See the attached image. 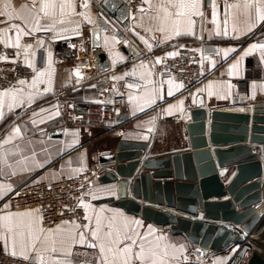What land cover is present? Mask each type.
<instances>
[{
  "label": "crops",
  "instance_id": "obj_1",
  "mask_svg": "<svg viewBox=\"0 0 264 264\" xmlns=\"http://www.w3.org/2000/svg\"><path fill=\"white\" fill-rule=\"evenodd\" d=\"M100 1L70 0L72 6L65 7L63 13L57 7L55 10L48 9L49 16L45 17L44 12L40 10L41 0H36L35 8L32 7L33 0H0V13H4L0 14V45L13 49L15 55L20 56L28 66L31 65L29 67L32 70V78L24 84L17 83L0 89V93L12 90L10 95H0V111L5 114L4 118L0 119V168L2 177L6 179L0 180V186H3L0 188V200L21 181L31 179L51 182L60 175L73 176L85 169H91L96 165L97 157L102 153L111 152L121 139L141 143L151 140L149 156L188 150L185 124L190 123V120H187L186 116L189 109L195 106L197 95L203 97L205 107L211 111L252 109L256 105L264 104V49L257 48L251 54L244 55L250 45L264 44V21L257 22L255 7L246 8V0L223 6H217L212 0H200L197 12L202 15H191L190 10H183L185 15L179 18L175 13L180 10L171 7L169 0H142L138 11L128 16L124 24L119 25L113 19L109 22L106 20L108 24L117 26L123 32V37L117 38L110 31H101V51L107 55L110 63L108 72L97 73L94 51L93 55L87 58L55 65L53 43H63V53L71 41L95 26L96 5ZM55 2L59 4L64 0ZM84 4H87V7ZM229 5L232 7H228ZM165 9L171 15H167ZM189 17L193 21L195 17L200 19L198 39H193V34H176L177 31H188ZM37 21L40 30H37ZM13 26H19L24 33H30L19 34V46L18 33ZM49 26L51 30H44ZM249 27L251 31L248 30ZM225 29L226 36L223 34ZM255 33L258 34L253 37ZM200 43H215L218 50L235 48L237 51L230 53L227 58L223 52L219 55H204V69L207 75L188 92L184 91L183 87L177 88V85H180L177 82L171 80L173 83L170 85V80L163 81L159 70L160 62L156 61L161 60L163 56H169V53H176L178 47L183 44L198 46ZM122 45L127 48L134 47L138 53L129 58L120 49ZM40 51L44 59L41 65L38 63ZM237 61L239 64L233 69L232 65L237 64ZM249 68L253 69V78L246 94L239 96L234 83L237 79L249 75ZM40 73L44 75L41 76ZM33 80L36 81L35 85ZM124 82L126 84L123 85ZM99 83H103V86L98 87ZM135 83H140L141 88L135 89ZM170 87L173 95L168 94ZM115 94L125 97L129 121L121 125L114 124L108 131L96 118H92L91 123L85 126L66 120L65 107L69 101H109ZM13 96L20 103L16 104ZM236 96L243 98L244 102L235 105L233 99ZM10 103L14 104L11 110L8 107ZM170 106L177 107H173L170 113ZM42 109L47 111L42 112ZM33 120L36 121L35 124ZM204 121L211 123V119ZM56 127L63 129L60 138L48 135V131ZM16 128L20 129L19 135H14L13 130ZM10 135L13 136L11 142L3 143ZM105 140L109 144L103 147ZM209 147L213 153V149L225 146H213L207 139L205 148ZM218 169L222 171L221 168ZM235 172V167L227 168L225 174L220 173L222 181L225 184L229 182ZM18 176L21 180L17 179ZM116 198L115 183H100L96 180L91 202L85 207L87 219L84 218L82 222H62L44 229L43 232L39 231L42 227L39 212H35V208H0V217L13 214L10 221L0 219V237L15 236V250L19 253V233H23L26 245L35 244L34 250L31 247L27 249L32 258L28 260L31 263L37 259L38 252L43 257L44 264H55L57 261L61 264H102L99 245L103 243L105 248H115L116 245L110 241L117 238V233L121 238L127 234L137 241L133 246L134 251H139L138 246L142 243L146 252L150 250L155 253L152 259H155L157 264H178L181 254L191 246L186 237L172 233L169 228H159L120 207L112 206L110 203ZM226 199H229L228 195L220 201ZM204 201L217 200L209 198ZM23 212H31L32 215H14ZM97 219L100 221L99 240L91 235L97 228ZM110 221L111 238L106 236ZM133 221H138L139 226L132 223ZM126 222L132 231L126 230ZM29 225L33 237L38 236V240L29 237ZM9 227L12 228V233L8 232ZM0 242L5 249L4 240L0 239ZM90 244L97 246L89 247ZM52 247L56 248L55 252L51 251ZM77 247L94 249L98 257L90 262L77 258L72 254ZM5 251L10 254L11 249ZM107 255L109 260L113 259L111 253ZM228 259L226 257V262ZM133 264H140V261L134 260ZM148 264H151V260Z\"/></svg>",
  "mask_w": 264,
  "mask_h": 264
},
{
  "label": "water",
  "instance_id": "obj_2",
  "mask_svg": "<svg viewBox=\"0 0 264 264\" xmlns=\"http://www.w3.org/2000/svg\"><path fill=\"white\" fill-rule=\"evenodd\" d=\"M110 19L119 25L128 20L121 0H101L96 5V25L89 32L97 73L110 70L109 59L101 51V31L123 37L122 31L107 23ZM120 49L129 58L138 53L134 47L122 45ZM217 50L215 43H205L202 48L204 55H215ZM63 54L69 55V50ZM102 86L99 83L98 87ZM243 102L238 96L233 99L235 105ZM186 118L190 120L185 124L188 150L149 156L151 140L121 139L111 152L97 157L94 167L105 168L97 180L115 183L117 198L112 206L183 234L196 246L199 256L207 248L219 250L231 243H247L251 254L246 264H264V104L211 111L197 95ZM127 121V112L114 116L117 125ZM62 132V127H56L48 135L60 138ZM207 139L213 146L225 147L212 153L211 147L205 148ZM230 167L236 172L225 184L220 173L225 174ZM226 195L229 199L220 201ZM209 198L217 201H204Z\"/></svg>",
  "mask_w": 264,
  "mask_h": 264
},
{
  "label": "built area",
  "instance_id": "obj_3",
  "mask_svg": "<svg viewBox=\"0 0 264 264\" xmlns=\"http://www.w3.org/2000/svg\"><path fill=\"white\" fill-rule=\"evenodd\" d=\"M128 12V16L136 13L142 3V0H121ZM217 6H223L239 0H212ZM193 39H198L200 35V19L194 18ZM260 30V29H259ZM260 33V32H258ZM258 33H255V37ZM264 41V37H262ZM91 37L89 31L81 37L71 41L66 46L69 55H64L63 43L54 42L53 49L55 52L54 64L60 65L65 62H72L77 59L87 58L93 55L91 47ZM203 44L200 46L178 47L175 56H163L160 60V74L165 80H172L183 85L184 91H190L194 85L199 83L206 75L204 69V54L202 52ZM43 53H38V63L43 64ZM253 69L249 68L246 76L237 79L234 83L237 95H245L250 81L253 78ZM32 78V70L23 61L20 56L15 55L13 49L0 45V89L10 87L19 83L21 80L28 81ZM126 82L123 83V85ZM135 89H140V83L134 84ZM127 110L125 97L115 95L110 102L103 101H72L66 107V116L69 121L84 123L85 120L96 118L104 126L113 125V117L117 113H124ZM173 120V118H171ZM259 153V148H255ZM104 170L100 167L85 169L74 176H59L52 182L37 180H24L0 200V208L8 209H39L40 224L43 229H49L62 222H82L85 218V205L91 202L94 182L103 174ZM18 180L21 178L18 176ZM0 180L2 177L0 168ZM161 228V225H157ZM164 228H169L163 225ZM196 246L186 249L179 259V264H211L214 257L229 254L230 260L227 264H246L251 248L247 243L230 244L226 248L219 250L207 248L204 249L203 255L199 256ZM231 249V250H230ZM79 256L82 260L93 261L98 257L94 249L87 247L77 248L72 253ZM0 264H33L21 257L8 254L0 242Z\"/></svg>",
  "mask_w": 264,
  "mask_h": 264
},
{
  "label": "snow or ice",
  "instance_id": "obj_4",
  "mask_svg": "<svg viewBox=\"0 0 264 264\" xmlns=\"http://www.w3.org/2000/svg\"><path fill=\"white\" fill-rule=\"evenodd\" d=\"M145 2H147V0H145ZM169 3L171 5V7L177 8V9L180 10V11H177L175 13L177 18L185 15V12L183 10H190L191 15H196V14L202 15V13H198L197 12L198 7L200 6V0H190V2H185V0H169ZM71 6L72 5H71L70 0H64V2H61L59 4H57L55 2V0H41V2H40V10L44 12V16L45 17L49 16L48 9L55 10L57 7H59L60 10H61V13H63V10H64L65 7H71ZM84 6L87 7V4H84ZM262 6H264V0H246V3H245V7L246 8L255 7L256 16H257V22L264 21V11H262ZM32 7L33 8L36 7V0H33ZM228 7H232V5H229ZM213 9H214L213 10V17L215 18L216 11H215V5L214 4H213ZM165 11H166L167 15H171V13H167V9H165ZM0 14H4V13H0ZM62 22L63 21H61V23ZM176 22H177V24H179V19H177ZM194 23H195V21H193L189 17V19L187 20L188 31H186L184 33H181L179 31H177L176 34L177 35L194 34V33H192V26L194 25ZM225 24H227V21H225ZM13 27L16 28L17 33H18V35H17V46H19V34L20 33H24V30L19 28V26H13ZM37 30H40L39 21H37ZM44 30H46V31L51 30V27L50 26L49 27H45ZM161 30H163V29H161ZM248 30L251 31V27H249ZM24 34H30V33H24ZM223 34L225 36L227 35V29H225ZM141 39H143V37H141ZM149 48H151V45H149ZM257 48L264 49V44H252V45H250L249 48L244 52V55L247 56V55L251 54ZM236 51H237V49H235V48H228V49L217 50V54L219 55L220 52H223L224 57L227 58L230 53H233V52H236ZM49 55H51V54L49 53ZM168 55L169 56H175V55H178V53L174 52V53H169ZM241 59H243V57H241ZM156 62L159 63L160 59H158ZM238 64H239V61H237V64L232 65V68L235 69ZM29 66H31V65H29ZM40 75L42 76V75H44V73H40ZM19 83L20 84H24L25 81L21 80ZM32 83H33V85H35L36 81L33 80ZM168 83L171 85L173 82L170 80V81H168ZM129 87H132V85H129ZM182 87H183L182 84L177 85V88H182ZM45 91H47V89H45ZM11 92H12V90L9 89V90H7L4 93H0V95H10ZM168 94L169 95H173L171 87L168 90ZM12 99H13V101H16L15 96H13ZM18 103H20V102L16 101V104H18ZM180 103L182 105V102H180ZM13 106H14V104L10 103L9 106H8L9 110H11V108ZM173 107H177V106H170V108L168 110L170 113H171V110H172ZM41 111L44 112V111H47V110L42 109ZM56 114H58V112ZM4 115L5 114L3 113V111H0V119H3ZM34 115H39V114H35L34 113ZM32 122H33V124L36 123L35 120H33ZM41 122H43V121H41ZM13 132H14V135H19L20 129L16 128V129L13 130ZM12 139H13V136L10 135L6 140L3 141V143L7 144V143L11 142ZM2 187L3 186H0V188H2ZM9 190H10V188H9ZM85 207H87V205H85ZM34 211L35 212H39V209H36ZM12 215L13 214L5 215L4 217H0V219H3L5 221H10L11 218H12ZM14 215L23 217V216H30V215H32V213L31 212H23V213H17V214H14ZM85 219H87V217H85ZM132 223H134L137 226H139V222L138 221H133ZM99 224H100V221H99V219H97V228H96V230H93L92 233H91V235L97 240L100 239L99 236H98ZM108 227H109V232L106 233V236L111 238V236H112V231H111L112 222L111 221L109 222ZM125 227H126V230L132 231V229L128 228L127 222L125 224ZM39 231L43 232L44 229L40 228ZM49 231H51V230H49ZM8 232L12 233V228L11 227L8 228ZM28 235L32 239H35V240L39 239L38 236L33 237L31 225L28 226ZM19 236L21 237V239L19 241V247H20L19 253H17L16 250H15L16 246H17V240H16L15 236L6 235L4 237H0V239L4 240V245H5V249L6 250L9 249V248L11 249V252H10L11 255H13V256L19 255L24 260L32 259L29 256L27 249L29 247H31L34 250L35 249V244L33 243V244L26 245L24 243V240H23V233H19ZM83 239H84V236L81 233V240H83ZM125 241H130L131 243H125ZM110 242L114 243L116 245V247L115 248H113V247L105 248L103 243H101L99 245L100 252L102 253V257H101L102 264H133L134 260L140 261V264H148L149 260H151V264H157V261L155 259H152V257L155 256V253L151 252L150 250L146 252V250L144 248V245L142 243L139 244V246H138L139 247V251H134V247L133 246H135L137 244V241L135 239H133V237L130 236V235L126 234V235L123 236V238H121L119 236V233H117V238L114 241H110ZM120 245H123V247H120ZM88 246L89 247H96L97 245L90 244ZM51 251L55 252L56 248L52 247ZM107 253H111L112 254V256H113L112 260H109ZM33 264H44V259H43L42 256L39 255L38 252H37V259L33 261ZM55 264H61V262L57 261V262H55ZM161 264H162V262H161Z\"/></svg>",
  "mask_w": 264,
  "mask_h": 264
},
{
  "label": "rangeland",
  "instance_id": "obj_5",
  "mask_svg": "<svg viewBox=\"0 0 264 264\" xmlns=\"http://www.w3.org/2000/svg\"><path fill=\"white\" fill-rule=\"evenodd\" d=\"M114 29H117V30H120L117 26H114ZM90 30V29H89ZM89 34H90V32H89ZM205 44V43H204ZM203 44V45H204ZM184 46H194V47H198V46H200L201 45V43L198 45V46H196V45H192V44H183ZM71 62V61H70ZM65 63H69V62H65ZM63 64V63H62ZM159 70H160V68H159ZM115 95H122V94H115ZM123 96V95H122ZM114 97V96H113ZM112 97V98H113ZM112 100V99H111ZM72 101H84V100H72ZM72 101H69L68 103H67V105H66V107H68V105H69V103L70 102H72ZM103 102H108V101H103ZM109 102H110V100H109ZM66 107H65V110H66ZM118 114V113H117ZM65 117H66V120L69 122V123H73V124H78V125H82V126H85V125H87V124H90L91 123V119L92 118H90V119H87V120H85V122L84 123H77V122H72V121H69L68 119H67V116H66V111H65ZM99 121V120H98ZM99 123H101V124H103L101 121H99ZM113 123L115 124V122H114V117H113ZM113 124V125H114ZM104 125V124H103ZM102 125V126H103ZM113 125H109V126H103L104 127V129H108V131L112 128V126ZM108 144H109V142L108 141H106L105 140V143H104V146L103 147H106V146H108ZM96 166V165H95ZM94 167V166H93ZM95 168V167H94ZM100 168H102L103 170L105 169V168H103V167H100ZM90 169V168H89ZM92 169V168H91ZM76 175V174H75ZM61 176V175H60ZM65 176V175H64ZM74 176V175H73ZM67 177H70V176H67ZM59 178V177H58ZM57 178V179H58ZM31 180V179H30ZM56 180V179H55ZM38 181V180H37ZM52 182V181H51ZM193 245H191V246H189L187 249H190L191 247H192ZM77 248H82V247H77ZM77 248H75V249H77ZM74 249V250H75ZM73 250V251H74ZM186 250V249H185ZM184 250V251H185ZM73 253V252H72ZM183 254V253H182ZM181 254V255H182ZM73 256H75V255H73ZM229 254H226L225 256L224 255H222L220 258L217 256V257H214L213 259H212V261H211V264H220L221 262V264H227L228 262H229V260H230V258H229ZM75 257H77V258H79V256H75ZM181 257V256H180ZM180 257H179V259H180ZM226 257H227V259H228V261L226 262ZM90 262V261H89ZM178 264H179V260H178Z\"/></svg>",
  "mask_w": 264,
  "mask_h": 264
},
{
  "label": "bare ground",
  "instance_id": "obj_6",
  "mask_svg": "<svg viewBox=\"0 0 264 264\" xmlns=\"http://www.w3.org/2000/svg\"><path fill=\"white\" fill-rule=\"evenodd\" d=\"M231 250V249H230Z\"/></svg>",
  "mask_w": 264,
  "mask_h": 264
}]
</instances>
